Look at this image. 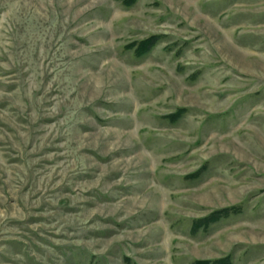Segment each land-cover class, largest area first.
<instances>
[{
	"label": "rangeland",
	"instance_id": "obj_1",
	"mask_svg": "<svg viewBox=\"0 0 264 264\" xmlns=\"http://www.w3.org/2000/svg\"><path fill=\"white\" fill-rule=\"evenodd\" d=\"M220 260L264 264V0H0V264Z\"/></svg>",
	"mask_w": 264,
	"mask_h": 264
},
{
	"label": "trees",
	"instance_id": "obj_2",
	"mask_svg": "<svg viewBox=\"0 0 264 264\" xmlns=\"http://www.w3.org/2000/svg\"><path fill=\"white\" fill-rule=\"evenodd\" d=\"M147 46H150L151 44H152V41H149V42H147ZM142 50H144V49H142ZM215 264H226L224 261H217Z\"/></svg>",
	"mask_w": 264,
	"mask_h": 264
}]
</instances>
